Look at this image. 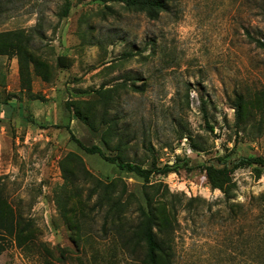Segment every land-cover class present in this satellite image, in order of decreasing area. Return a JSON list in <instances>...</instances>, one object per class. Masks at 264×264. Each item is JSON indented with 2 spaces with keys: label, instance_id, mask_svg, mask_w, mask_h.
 <instances>
[{
  "label": "rangeland",
  "instance_id": "rangeland-1",
  "mask_svg": "<svg viewBox=\"0 0 264 264\" xmlns=\"http://www.w3.org/2000/svg\"><path fill=\"white\" fill-rule=\"evenodd\" d=\"M159 1L0 0L45 76L0 117V264H140L141 210L159 264H264V170L218 173L264 159L263 0Z\"/></svg>",
  "mask_w": 264,
  "mask_h": 264
},
{
  "label": "trees",
  "instance_id": "trees-1",
  "mask_svg": "<svg viewBox=\"0 0 264 264\" xmlns=\"http://www.w3.org/2000/svg\"><path fill=\"white\" fill-rule=\"evenodd\" d=\"M128 3L131 6H134L139 11H147L148 16L152 18L154 16V10H161L164 8L163 4L159 0H128ZM263 12H264V0H263ZM13 36V37H12ZM13 38L12 41H0V56H15L18 60L19 66V77L22 78L24 74L27 76L29 73V67H33V72L36 76H39L41 79H45L44 74H42L41 69L43 68V62L41 59L34 56L33 52L28 47L21 46L20 41L23 39L21 32H8L0 34V38ZM258 46L264 49V44L262 42H257ZM56 66L59 69H65L69 66V62L64 56H58L56 59ZM23 75V76H22ZM27 87V85H26ZM235 113L239 117L243 110V98L242 96H237L235 103L233 104ZM73 138V137H72ZM76 143H79L75 140ZM80 147L84 149L85 152L89 154H99L109 163L115 164L120 170H124L128 173H133L139 178L143 179L144 182L148 181L150 174H163L168 173L172 169L171 166L164 165L162 168L152 167L150 170L141 168L139 165L134 163L123 161L120 158H108L103 156L101 150L96 146H91L86 148L84 146ZM241 167H253L257 170L258 175L264 170V159L261 158H238L231 166L226 164L218 170V173L226 176L230 174L233 170ZM208 177L211 178L212 166L207 168ZM142 215L145 217L146 225H142L141 238L142 242L146 247V254L143 261L140 264H159L160 255L164 254L162 243L157 238V232L161 233L160 227L157 226L158 230L155 232L153 228L155 227V217L151 214H147L141 210ZM1 221V220H0ZM172 229L169 233H171ZM127 245V244H126ZM169 251L170 247L167 246Z\"/></svg>",
  "mask_w": 264,
  "mask_h": 264
},
{
  "label": "crops",
  "instance_id": "crops-1",
  "mask_svg": "<svg viewBox=\"0 0 264 264\" xmlns=\"http://www.w3.org/2000/svg\"><path fill=\"white\" fill-rule=\"evenodd\" d=\"M19 66L15 56H0V117L6 111V105H12L21 97Z\"/></svg>",
  "mask_w": 264,
  "mask_h": 264
},
{
  "label": "built area",
  "instance_id": "built-area-1",
  "mask_svg": "<svg viewBox=\"0 0 264 264\" xmlns=\"http://www.w3.org/2000/svg\"><path fill=\"white\" fill-rule=\"evenodd\" d=\"M186 141V139H184V142ZM182 145H184V143H182Z\"/></svg>",
  "mask_w": 264,
  "mask_h": 264
}]
</instances>
